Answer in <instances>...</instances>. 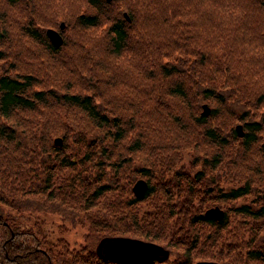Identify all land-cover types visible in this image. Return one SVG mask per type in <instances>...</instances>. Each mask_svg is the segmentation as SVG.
I'll list each match as a JSON object with an SVG mask.
<instances>
[{
  "label": "trees",
  "instance_id": "16d2710c",
  "mask_svg": "<svg viewBox=\"0 0 264 264\" xmlns=\"http://www.w3.org/2000/svg\"><path fill=\"white\" fill-rule=\"evenodd\" d=\"M102 236L167 250L150 264H264V0H0V264H121Z\"/></svg>",
  "mask_w": 264,
  "mask_h": 264
},
{
  "label": "water",
  "instance_id": "95a60500",
  "mask_svg": "<svg viewBox=\"0 0 264 264\" xmlns=\"http://www.w3.org/2000/svg\"><path fill=\"white\" fill-rule=\"evenodd\" d=\"M61 27L62 24L60 23ZM45 33L49 41L56 45L60 42V35L53 28H46ZM202 112H207V107L202 105ZM237 135H240L239 125L235 127ZM56 138H54V142ZM133 195L140 196L146 188V183L142 179H136L131 185ZM205 214L219 218L222 211L217 206H212L204 210ZM97 255L108 260L121 264H150L154 261H161L167 256V250L159 244L151 241H144L139 238L128 236H102L94 245ZM193 264H228L211 260H200Z\"/></svg>",
  "mask_w": 264,
  "mask_h": 264
},
{
  "label": "rangeland",
  "instance_id": "374dc122",
  "mask_svg": "<svg viewBox=\"0 0 264 264\" xmlns=\"http://www.w3.org/2000/svg\"><path fill=\"white\" fill-rule=\"evenodd\" d=\"M220 67L221 66H218V65L217 66H210V65L207 66V77L215 79V81L213 82L217 83L218 85L221 84L220 81L222 80V76L220 75V73H226L225 71L219 72ZM218 80L219 82H217ZM222 85H227V84L223 83ZM200 146H201V149L209 150L206 144H200ZM191 156L192 155L190 152L187 154L182 153L181 161L182 163H184L183 167H186L188 165V160L191 159ZM232 170L234 171V168H232ZM233 171H229V170L226 171L225 169L224 170L219 169L217 172H215L214 175L217 176V178L220 180V183H236L237 181L239 182L242 181L241 179L245 177V172L238 173L240 175L239 177V176H235ZM235 178H238L239 180L236 181ZM248 197H245V198H248ZM214 206H217V205H214ZM11 218H12V221L17 226L22 225L23 228L30 229V230H33V226L35 225L34 223L36 222L39 225V228L41 229L43 234L48 235L51 238H54V236L58 234L56 230V224H58L59 222L61 223V221L59 220V217L54 213L51 214V213L39 212L36 210H30V209L29 210L24 209V211L13 210L11 211ZM77 230H78L77 235L75 234V236L67 232L63 233V235L61 236L63 237L65 236L67 239L69 238V235L72 238H77L78 234L79 236L82 234L83 229L79 228Z\"/></svg>",
  "mask_w": 264,
  "mask_h": 264
},
{
  "label": "bare ground",
  "instance_id": "6f19581e",
  "mask_svg": "<svg viewBox=\"0 0 264 264\" xmlns=\"http://www.w3.org/2000/svg\"><path fill=\"white\" fill-rule=\"evenodd\" d=\"M197 261H200V260H197ZM196 262V261H195Z\"/></svg>",
  "mask_w": 264,
  "mask_h": 264
}]
</instances>
